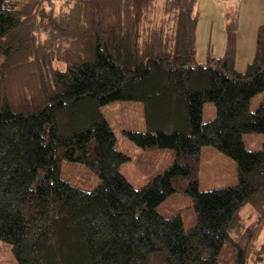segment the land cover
Segmentation results:
<instances>
[{
    "label": "trees",
    "instance_id": "1",
    "mask_svg": "<svg viewBox=\"0 0 264 264\" xmlns=\"http://www.w3.org/2000/svg\"><path fill=\"white\" fill-rule=\"evenodd\" d=\"M160 1V2H159ZM160 3V11L155 5ZM196 0H0V239L15 264H256L264 259V22L244 69L235 67L237 13H225L221 56L195 59ZM261 92L254 110L251 97ZM140 101L142 150L173 161L134 186L129 156L101 106ZM215 115L203 121L202 105ZM236 162L237 183L200 190V149ZM64 160L94 170L82 189ZM193 201L196 222L157 211L170 193ZM250 207L246 222L241 216ZM261 241L258 242V240ZM228 250L229 257L220 256Z\"/></svg>",
    "mask_w": 264,
    "mask_h": 264
},
{
    "label": "rangeland",
    "instance_id": "2",
    "mask_svg": "<svg viewBox=\"0 0 264 264\" xmlns=\"http://www.w3.org/2000/svg\"><path fill=\"white\" fill-rule=\"evenodd\" d=\"M160 2V1H159ZM155 10L160 11V3ZM195 13L197 24L195 29V59L204 63L206 56H221L224 53L226 32L225 13H237L235 39V67L244 69L254 52V41L257 27L264 22V0H196ZM3 56L0 53V61ZM262 97L261 92L255 93L249 102V109L254 110ZM101 111L115 134V148L129 156V160L120 164L119 169L126 179L134 186L143 185L149 175L164 170L173 161L170 149L142 150L129 140L124 129H143V106L140 101L113 100L101 106ZM215 115L212 101L202 105V120L206 121ZM246 148L259 149L264 139V133L246 132L242 134ZM60 175L70 183L82 189H91L98 183V176L91 168L78 161L64 160L61 164ZM236 162L227 154L211 145H203L200 149L197 183L200 190L223 187L237 183ZM250 207L246 204L241 210L248 222ZM157 211L168 216L179 213L185 228L196 222V214L192 198L176 190L167 195L157 206ZM264 236V227L259 237ZM261 239L258 240L261 241ZM220 256L229 257L227 248ZM16 260L10 243L0 239V264H15ZM256 264H264V259Z\"/></svg>",
    "mask_w": 264,
    "mask_h": 264
}]
</instances>
